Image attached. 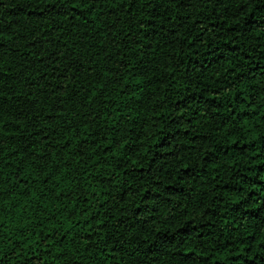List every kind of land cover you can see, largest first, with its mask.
Here are the masks:
<instances>
[{
	"label": "trees",
	"instance_id": "trees-1",
	"mask_svg": "<svg viewBox=\"0 0 264 264\" xmlns=\"http://www.w3.org/2000/svg\"><path fill=\"white\" fill-rule=\"evenodd\" d=\"M0 264H264V0H0Z\"/></svg>",
	"mask_w": 264,
	"mask_h": 264
}]
</instances>
